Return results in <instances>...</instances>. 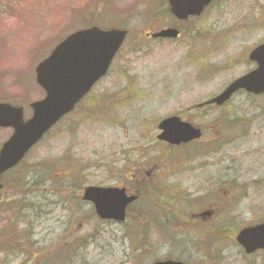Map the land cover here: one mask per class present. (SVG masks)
I'll return each mask as SVG.
<instances>
[{"label":"rangeland","instance_id":"374dc122","mask_svg":"<svg viewBox=\"0 0 264 264\" xmlns=\"http://www.w3.org/2000/svg\"><path fill=\"white\" fill-rule=\"evenodd\" d=\"M162 3L0 0V102L23 106L26 118L30 103L44 96L35 68L57 42L92 25L130 32L89 99L3 178L0 264H152L169 258L264 264V252L246 255L235 241L239 228L264 221V98L252 102L241 93L223 108H196L253 68L248 54L264 40V0H219L187 23L176 22ZM167 26L181 36L148 40V33ZM172 115L201 127L202 138L179 148L158 141L159 123ZM231 116L243 118L242 124L228 125ZM11 134L0 128V147ZM156 167L164 179L170 175V188L161 194L173 198L174 214L187 217L215 207L220 197L232 200L228 215L214 220L223 228L209 230L225 232L224 238L207 240L208 230L183 231L178 222L143 223V212L155 209L149 195L127 223L101 220L82 199L89 185L128 182L135 189L145 178L150 185L148 172ZM185 195L195 201L191 210L182 203ZM32 199L37 208L21 212Z\"/></svg>","mask_w":264,"mask_h":264},{"label":"water","instance_id":"95a60500","mask_svg":"<svg viewBox=\"0 0 264 264\" xmlns=\"http://www.w3.org/2000/svg\"><path fill=\"white\" fill-rule=\"evenodd\" d=\"M171 11L180 19L200 14L212 0H168ZM127 35L126 30H103L91 27L69 35L59 43L50 56L36 67V80L46 96L31 104L33 115L25 120L24 109L0 103V126L13 128V133L0 149V179L4 172L16 166L27 152L65 114L72 111L80 99L104 76ZM173 28L152 34L153 37H177ZM251 59L258 67L232 84L209 103L223 104L238 89L253 93L264 92V44L257 48ZM158 138L171 144H180L200 138V128L183 121L179 116L164 119ZM3 184L0 180V191ZM83 198L94 203L97 214L103 219L122 221L126 206L133 197L124 189L90 186ZM247 253L264 249V223L241 230L237 236ZM155 264H183L177 261H159Z\"/></svg>","mask_w":264,"mask_h":264},{"label":"flooded vegetation","instance_id":"af4514ba","mask_svg":"<svg viewBox=\"0 0 264 264\" xmlns=\"http://www.w3.org/2000/svg\"><path fill=\"white\" fill-rule=\"evenodd\" d=\"M219 0H214L208 7L205 8L204 12L197 16V15H194V16H190L188 17L187 19H183V20H177L176 17H174L170 12H169V7H168V2L166 0H162V4L163 5H166V11L172 16L174 17V19L176 20V22H182V23H187L189 21H191L192 19H197V18H201L204 16V14L207 12V10L215 5ZM264 26V22L262 21V25L261 27ZM170 27H175V26H167V27H164V28H160L156 31H160L162 29H166V28H170ZM176 29L179 30L180 34H179V37L181 36V31L179 28L175 27ZM156 31H153V32H156ZM149 38V37H147ZM150 39H153V38H150ZM157 40V39H155ZM160 40H170V39H163V38H160ZM177 40V39H176ZM264 44V40L259 42L257 45H255L252 50L249 52L248 54V60L253 64V68L250 69L248 72L254 70L257 68V63L255 62V60L251 59V54L257 49L259 48L260 46H262ZM252 61H251V60ZM247 73V72H246ZM242 76V75H241ZM240 77V76H239ZM239 77L235 78L234 80H232L225 88L222 92H224L227 87L232 83L234 82L236 79H238ZM221 92V93H222ZM219 93V94H221ZM246 94L248 95V98L250 97L252 99V102L255 100V99H258V98H264V93H258V94H253V93H249V92H246L245 90L243 89H239L237 90L236 93H234L232 95V97L230 99H228L227 101H225L223 104H216V103H209L208 101L211 100L212 98L208 99L207 101L205 102H202V103H199L196 108L198 109H202V108H205L207 106H215L217 108H223L225 107L227 104H229V102L231 100H233L234 96L238 95V94ZM218 94V95H219ZM238 107L235 108V111H234V114H238L240 112L237 111ZM172 116H178V115H172ZM169 117V116H168ZM180 117V116H179ZM238 122L236 121L235 118H233V116H231V118L229 119L230 123L226 122L228 125H240L242 124L241 120H243V118H237ZM232 120V121H231ZM186 121V120H184ZM190 122V121H188ZM237 122V123H236ZM191 123V122H190ZM246 130L248 129V132L250 134V128H248L250 124H248L246 122ZM195 126V125H194ZM198 127V126H196ZM200 128L201 130V137L203 136V130L201 127H198ZM159 133H160V130H159ZM159 133L157 134L156 138L158 139V135ZM236 138V137H235ZM249 139H254L253 136L249 137ZM197 140L199 139H193V140H190L189 142H186V143H181V144H171L167 141H164V140H159L160 142H163V143H166L167 145H169L170 147H181V146H190V145H193L194 142H196ZM220 147H217V149L215 150L216 152L219 150ZM151 161L153 162L154 159H151ZM186 166L187 168H189V163L188 161L186 162ZM202 166H205V168L207 167V163H204ZM153 171H150L148 172V176H151L150 178V185L147 183V179H142L140 181V183L136 186V188L134 189L133 187H131L128 182H126L125 184L123 185H114V186H111V187H116V188H120V189H124L126 194L130 197H133L134 199L128 204L127 208H126V218H125V221L121 222V223H127L130 219V211H133L135 207V205L139 202V201H142L144 200L147 195H149L151 198H152V202L153 204L155 205V209L154 211L152 212H143L142 216H143V220L142 222L145 223V222H149V223H152L153 226L155 227H159L161 225H166V224H176L177 222L178 223H181L182 226H179V225H176L175 227H177L178 229H183V231H186V228H204L205 230H208L207 232V240H212L214 241L215 240V235L218 233V232H213V231H209V230H212L214 228H219L222 227V223H217V222H214V220L218 217H220V215L223 217V215H228L229 211H230V208H231V205H232V200L231 201H223L222 202V198L220 197V199L218 201H216L213 205H215V207H210L211 205H209L208 209H204L205 207H201L200 209H198L197 211H193L192 214H188L187 217H186V213L182 212L181 215H178V213L174 214L173 212V206H174V200L173 198H171L170 196L168 195H165V194H161L163 192H168L166 191L165 189H169L170 185L168 183V180H169V177L170 175H166L168 176V179H164V173L162 172V170L158 167L156 168H153L152 169ZM131 180V179H130ZM166 182V183H165ZM147 186L149 187L148 189H146L147 187H143V186ZM85 188V187H84ZM182 200V203L187 206V207H190V210H191V207L195 206V201L193 199H189V197H186V195L184 196ZM236 199H234L233 202H235ZM203 204H206L204 202H202ZM90 204V203H89ZM92 205V204H91ZM157 205H159L158 207H156ZM93 209H94V206L92 205ZM133 208V209H132ZM95 211V209H94ZM154 219L156 220H163L162 222H159V221H154ZM229 219V217H228ZM250 226V225H249ZM244 227H248V226H244ZM242 227V228H244ZM223 228V227H222ZM240 229V228H239ZM236 241V240H235ZM242 250V249H241ZM45 255V254H44ZM254 255V254H253ZM164 261L165 260H177V259H173V258H169V259H163ZM160 261V260H158ZM156 261V262H158ZM182 261V260H181ZM184 262V261H183ZM186 263V262H184ZM186 264H189V263H186Z\"/></svg>","mask_w":264,"mask_h":264},{"label":"trees","instance_id":"16d2710c","mask_svg":"<svg viewBox=\"0 0 264 264\" xmlns=\"http://www.w3.org/2000/svg\"><path fill=\"white\" fill-rule=\"evenodd\" d=\"M33 198H35V197L33 196ZM32 200L33 201L28 203V204L25 203L26 208L24 207V208L20 209V211L23 212L25 209H26L25 211H31L32 209L33 210L36 209L38 206V203L35 201V199H32ZM227 232H228V229H227ZM225 234H226L225 232L220 231L219 234L216 235L215 237L224 238Z\"/></svg>","mask_w":264,"mask_h":264}]
</instances>
